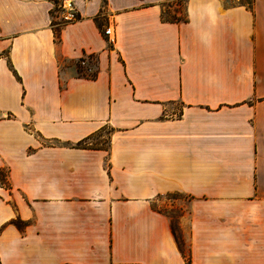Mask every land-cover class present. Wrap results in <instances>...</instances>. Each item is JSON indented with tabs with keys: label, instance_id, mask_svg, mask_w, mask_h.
<instances>
[{
	"label": "crops",
	"instance_id": "0c3cea01",
	"mask_svg": "<svg viewBox=\"0 0 264 264\" xmlns=\"http://www.w3.org/2000/svg\"><path fill=\"white\" fill-rule=\"evenodd\" d=\"M60 1L0 0V264H187L169 194L190 264H264V0Z\"/></svg>",
	"mask_w": 264,
	"mask_h": 264
},
{
	"label": "trees",
	"instance_id": "16d2710c",
	"mask_svg": "<svg viewBox=\"0 0 264 264\" xmlns=\"http://www.w3.org/2000/svg\"><path fill=\"white\" fill-rule=\"evenodd\" d=\"M242 2L244 1H248V0H241ZM173 3L176 4V8H175V13H171V11H169V8L171 6V2L168 3L166 5V9L163 10L162 12V18L163 20L166 21H186V13L184 11V3L185 0H173ZM57 24V26L55 27L56 29V39L57 41H59V34H58V29L59 26H61L60 23H54L53 25ZM81 61V60H80ZM79 61V67H80V74L86 77H90V78H94L96 75V72H90V70L88 71V68H84L81 63ZM86 142V140L82 141L81 143H79L80 145H83ZM0 185L3 186H8L9 185V179H8V170L5 167H0ZM12 223H14L17 226H21L23 225V221H21L20 219H14L12 221ZM172 230L175 236V239L177 241V244L181 250V252L183 253V255L185 256V259L187 261V264H190V256L189 253L186 251L185 249V242L184 239L179 231V227L177 223H172Z\"/></svg>",
	"mask_w": 264,
	"mask_h": 264
},
{
	"label": "rangeland",
	"instance_id": "374dc122",
	"mask_svg": "<svg viewBox=\"0 0 264 264\" xmlns=\"http://www.w3.org/2000/svg\"><path fill=\"white\" fill-rule=\"evenodd\" d=\"M110 131L111 130L109 128H103L97 135H109ZM186 200V196L184 195L169 194L161 197L159 202H157L155 205L171 217L172 223H177V218L181 213V209H183V207L186 205Z\"/></svg>",
	"mask_w": 264,
	"mask_h": 264
},
{
	"label": "built area",
	"instance_id": "2783aa9c",
	"mask_svg": "<svg viewBox=\"0 0 264 264\" xmlns=\"http://www.w3.org/2000/svg\"><path fill=\"white\" fill-rule=\"evenodd\" d=\"M60 6V24H66L78 18L77 11L74 5L73 0H61L59 2ZM105 34L110 38L111 41L114 40L113 32L111 27H107L105 29ZM81 65L86 64V58L80 61Z\"/></svg>",
	"mask_w": 264,
	"mask_h": 264
}]
</instances>
